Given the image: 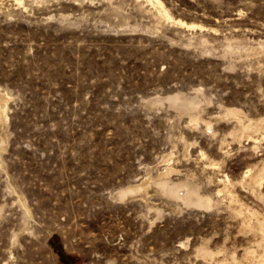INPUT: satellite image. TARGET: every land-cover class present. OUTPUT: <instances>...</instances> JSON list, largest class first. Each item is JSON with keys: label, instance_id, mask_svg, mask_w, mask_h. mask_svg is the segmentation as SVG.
Listing matches in <instances>:
<instances>
[{"label": "rangeland", "instance_id": "rangeland-1", "mask_svg": "<svg viewBox=\"0 0 264 264\" xmlns=\"http://www.w3.org/2000/svg\"><path fill=\"white\" fill-rule=\"evenodd\" d=\"M161 1L0 0V264L264 253V0Z\"/></svg>", "mask_w": 264, "mask_h": 264}, {"label": "bare ground", "instance_id": "bare-ground-1", "mask_svg": "<svg viewBox=\"0 0 264 264\" xmlns=\"http://www.w3.org/2000/svg\"><path fill=\"white\" fill-rule=\"evenodd\" d=\"M18 1H20V0H18ZM150 1H153V2H155L156 3V5H158V7L159 8H162V1L161 0H150ZM22 2V1H21ZM152 2V3H153ZM163 8H165L164 6H163ZM166 9V8H165ZM165 12V11H164ZM168 16H169V14H168ZM167 16V17H168ZM170 16H172V15H170ZM173 18V17H172ZM176 22H178L179 24H181V25H185V26H195V24H190V23H187L186 21H184V20H181V19H177L176 20ZM9 96V95H8ZM175 96V95H174ZM173 96V97H174ZM6 97H7V95L5 94V93H3V92H0V117H2V116H4L5 115V111H6V107H5V105H7V107H8V104H5V102L7 101L6 100ZM175 101H178L179 99H181L179 96H175L174 98H173ZM172 99V100H173ZM182 100V99H181ZM183 103L185 104V105H188V106H194L195 105V101L194 100H184L183 101ZM188 106H186V107H188ZM194 118V117H193ZM251 126V125H250ZM257 127V126H256ZM244 133V132H243ZM247 134V133H246ZM242 135V134H241ZM1 141V140H0ZM1 143V142H0ZM169 167V166H168ZM167 170V169H166ZM250 170V169H249ZM251 178V177H250ZM252 179L254 180V182H256V183H258V184H262L263 182H264V176H263V173L262 172H257V173H254V174H252ZM226 180V179H225ZM185 181V180H184ZM168 182V181H167ZM167 182H164V185H166L167 184ZM171 182V181H170ZM245 182V181H244ZM253 182V181H252ZM226 183V182H225ZM231 185V184H230ZM142 186V185H141ZM245 186V185H244ZM140 188V187H139ZM168 190H169V192L171 193V194H173V195H178L179 194V191H178V189H177V187L176 186H169L168 185V187H166ZM227 188V187H226ZM135 188H126V189H123L122 191H121V193L122 194H125V193H127V192H129V191H132V190H134ZM180 189V188H179ZM228 189V188H227ZM187 190V189H186ZM189 191H188V194H187V196H186V199L190 202H195V203H197V204H203V203H205V202H207V201H209V200H207V199H205V198H203V197H201V196H199L198 195V192H197V190L194 188V187H190L189 186V189H188ZM260 190V189H259ZM184 192V191H183ZM227 194H228V192H227ZM224 195V194H223ZM228 196V195H227ZM183 197V196H182ZM185 197V196H184ZM231 197V196H230ZM238 197V196H237ZM224 198V197H223ZM230 199V198H229ZM264 199V198H263ZM262 199V200H263ZM225 200V199H224ZM231 201V200H230ZM236 201V200H235ZM238 201V200H237ZM241 201V200H240ZM208 203V202H207ZM243 203V202H242ZM209 205V204H208ZM252 207V206H251ZM262 213V212H261ZM243 214V213H242ZM257 214V213H256ZM261 215V214H260ZM264 216V215H263ZM246 217V216H245ZM251 217H253V216H251ZM257 217V216H256ZM255 218V217H254ZM257 220V219H256ZM249 222V221H248ZM246 224H247V222H246ZM256 227L257 228H255V229H259L260 230V232H261V234L264 236V217L263 218H258V220H257V223H256ZM261 235V236H262ZM230 241V240H229ZM253 249V248H252ZM227 251V250H226ZM232 252V251H231ZM199 254L201 255V256H203L204 258H206V259H211V258H214V256H215V253L212 251V250H210V249H208L207 247H203V248H201L200 250H199ZM253 256H254V254H253ZM256 256V255H255ZM261 257L256 261V263L255 264H264V253L262 254V255H260ZM254 258V257H253ZM242 259H244V258H242ZM255 259H257V257L255 258ZM222 260V259H221ZM227 260H228V258H227ZM251 260H253V259H251ZM251 260H249L250 262H252ZM248 261V262H249ZM255 261V260H254ZM219 262H221V261H219ZM203 263V262H202ZM239 263V262H238ZM213 264V263H212ZM221 264H226L225 262H223V263H221Z\"/></svg>", "mask_w": 264, "mask_h": 264}]
</instances>
